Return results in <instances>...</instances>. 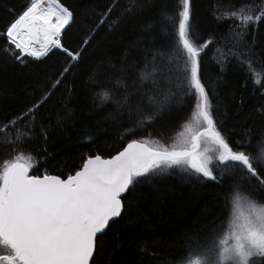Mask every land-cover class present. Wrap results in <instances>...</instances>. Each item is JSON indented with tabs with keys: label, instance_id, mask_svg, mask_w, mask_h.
Segmentation results:
<instances>
[{
	"label": "snow or ice",
	"instance_id": "1",
	"mask_svg": "<svg viewBox=\"0 0 264 264\" xmlns=\"http://www.w3.org/2000/svg\"><path fill=\"white\" fill-rule=\"evenodd\" d=\"M118 5L119 0H114L75 50L62 42L63 33L75 17L61 0H29L20 13L9 9L13 19L0 31V39L5 41L4 54L24 63L26 58L39 60L58 49L68 63L53 74L54 80L37 100L0 124V144L22 146L37 134L47 139L51 125L46 127L47 117L39 121L37 118L62 85L67 95L54 102V106L60 104L63 108L62 113H57L56 123L71 115L67 104L73 88L64 81L75 76L73 69L78 67L83 52ZM145 6V0H125L108 30L119 27L123 19ZM229 9L216 16L217 20L238 22L226 38H221L228 41L227 52L216 49L220 71L223 73L225 65L235 60L254 85L264 88V61L254 60L245 39L250 26L264 22V0ZM192 16V0H178L175 7H160L145 26L140 42L144 45L143 55L138 63L119 67L109 64L102 71L100 62L87 77L92 86L100 89L93 93L94 106L102 108L111 101L114 108L106 118L119 123L130 136L174 107L189 106V99L194 101L191 119L177 139L170 145L131 139L123 150L107 159L88 156L79 170L66 178L47 173L30 175L36 166L30 154L20 153L5 160L0 169V247L6 251L0 254V264H95L100 238L133 206L129 197L141 185L155 187L158 177L173 170L217 183L227 178L231 186L225 198V206L230 204L231 211L221 231L190 240L182 264H258L264 260V203L248 195L264 194V132L232 142L217 127L216 114L221 107L213 104V99L218 98L217 80L202 78V56L217 40L199 36ZM158 59L163 67H157ZM116 72L124 78L113 81ZM129 75L135 77L131 84L126 82ZM137 84L140 86L134 87ZM109 85L122 87L124 94L116 99ZM96 100L100 103L96 104ZM259 111L264 114V108ZM137 247L146 254L145 247Z\"/></svg>",
	"mask_w": 264,
	"mask_h": 264
},
{
	"label": "trees",
	"instance_id": "2",
	"mask_svg": "<svg viewBox=\"0 0 264 264\" xmlns=\"http://www.w3.org/2000/svg\"><path fill=\"white\" fill-rule=\"evenodd\" d=\"M29 0H0V31L13 19L9 9L20 13ZM74 13V22L63 33L62 42L72 50L79 48L97 26L102 14L114 0H61ZM262 0H192V23L199 36L203 39L217 40L210 45L202 56V78L217 80L216 93L218 98L213 104H219L220 112L216 114L217 127L230 141H244L264 132V88L254 85L239 64L232 60L225 65L221 73L217 61L220 54L216 49L227 52L226 38L229 30L238 23L236 20L220 19L224 10L238 9L241 4H259ZM178 0H145L146 6L126 19L119 27L108 30L116 15L125 6V0L113 8L105 25L100 27L90 46L83 52L78 67L73 69L75 76H69L64 83L72 85V97L68 101L71 115L59 124L56 123L57 113L63 108L54 102L63 92V85L41 110L38 121L47 117L49 123L48 137L44 139L38 134L34 139L26 140L21 146L0 144V169L5 160H12L20 153L31 155L35 168L31 175H59L66 178L74 174L90 155H101L108 158L123 150L131 139L156 140L170 145L183 131V125L190 119L191 99L189 106H176L171 112L155 123L138 129L135 135H127L119 123L106 118L114 108L111 101L102 108L93 104V93L100 89L88 81V72L93 66L103 62L102 71L111 65L138 63L143 55L141 38L145 26L151 23L156 11L171 4L176 6ZM247 46L253 53L254 60L264 61V22L250 26L245 37ZM202 42V41H201ZM5 41L0 39V124L11 119L21 110L30 106L39 98L55 73L66 66L68 58L60 50L54 49L47 57L26 58L18 63L2 51ZM149 59H151L149 57ZM142 67V65H140ZM157 67H163L158 59ZM259 70V65H257ZM222 79L218 80V77ZM124 77L116 72L113 81ZM134 76L126 80L131 84ZM264 82V81H262ZM137 84L134 87H139ZM116 99L124 94L122 87H111ZM131 90V89H129ZM211 95V93H210ZM100 101L96 100V104ZM222 122V124H221ZM128 124L127 127H131ZM247 136L245 132L247 130ZM255 143V141H253ZM155 187L141 185L134 196L129 197L132 207L123 219L111 224L107 233L100 238L99 254L95 255V264H181L186 257V249L192 239H202L213 232L219 233L227 220L231 206H225V198L231 192L230 183L225 180L219 183L198 179L189 174L173 170L169 174L158 177ZM251 199L264 203V194L249 192ZM137 245L145 247L146 254L138 251ZM0 247V254H5ZM147 253H151L148 255ZM258 264H264L259 260Z\"/></svg>",
	"mask_w": 264,
	"mask_h": 264
},
{
	"label": "water",
	"instance_id": "3",
	"mask_svg": "<svg viewBox=\"0 0 264 264\" xmlns=\"http://www.w3.org/2000/svg\"><path fill=\"white\" fill-rule=\"evenodd\" d=\"M109 158V157H108ZM105 159H107V158H105ZM31 175V174H30ZM62 178V177H61Z\"/></svg>",
	"mask_w": 264,
	"mask_h": 264
},
{
	"label": "rangeland",
	"instance_id": "4",
	"mask_svg": "<svg viewBox=\"0 0 264 264\" xmlns=\"http://www.w3.org/2000/svg\"><path fill=\"white\" fill-rule=\"evenodd\" d=\"M182 264V263H181Z\"/></svg>",
	"mask_w": 264,
	"mask_h": 264
}]
</instances>
